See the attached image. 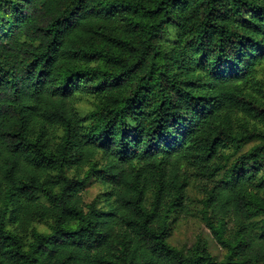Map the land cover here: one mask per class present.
I'll use <instances>...</instances> for the list:
<instances>
[{
  "label": "trees",
  "instance_id": "trees-1",
  "mask_svg": "<svg viewBox=\"0 0 264 264\" xmlns=\"http://www.w3.org/2000/svg\"><path fill=\"white\" fill-rule=\"evenodd\" d=\"M0 264H264V0H0Z\"/></svg>",
  "mask_w": 264,
  "mask_h": 264
},
{
  "label": "rangeland",
  "instance_id": "rangeland-1",
  "mask_svg": "<svg viewBox=\"0 0 264 264\" xmlns=\"http://www.w3.org/2000/svg\"><path fill=\"white\" fill-rule=\"evenodd\" d=\"M253 143L247 145L248 150ZM100 181L92 180L82 191L86 202H90L101 190ZM205 185L192 181L187 191L185 206L171 219V234L169 241L172 245L188 251L199 239L204 240L218 260L226 255V250L213 237L204 219Z\"/></svg>",
  "mask_w": 264,
  "mask_h": 264
}]
</instances>
